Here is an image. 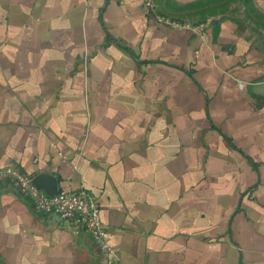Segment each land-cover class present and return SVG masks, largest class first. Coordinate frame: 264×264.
I'll list each match as a JSON object with an SVG mask.
<instances>
[{
    "label": "crops",
    "instance_id": "crops-1",
    "mask_svg": "<svg viewBox=\"0 0 264 264\" xmlns=\"http://www.w3.org/2000/svg\"><path fill=\"white\" fill-rule=\"evenodd\" d=\"M208 2L0 0V169L93 195L117 259L0 183V264H264V28Z\"/></svg>",
    "mask_w": 264,
    "mask_h": 264
},
{
    "label": "built area",
    "instance_id": "built-area-1",
    "mask_svg": "<svg viewBox=\"0 0 264 264\" xmlns=\"http://www.w3.org/2000/svg\"><path fill=\"white\" fill-rule=\"evenodd\" d=\"M142 3L158 23L175 29L186 27L158 14L157 0H142ZM0 183L14 184L20 194L27 198L35 213L58 217L61 221L71 223L77 232L88 233L100 253L107 256L111 262L117 260L108 243L107 228L101 219L100 206L96 198L86 190L59 192L51 197L35 186L34 177L12 167L0 169Z\"/></svg>",
    "mask_w": 264,
    "mask_h": 264
},
{
    "label": "rangeland",
    "instance_id": "rangeland-1",
    "mask_svg": "<svg viewBox=\"0 0 264 264\" xmlns=\"http://www.w3.org/2000/svg\"><path fill=\"white\" fill-rule=\"evenodd\" d=\"M191 12L179 14L192 20H206L238 15L264 28V14L257 11L251 0H209L204 5L191 8Z\"/></svg>",
    "mask_w": 264,
    "mask_h": 264
},
{
    "label": "water",
    "instance_id": "water-1",
    "mask_svg": "<svg viewBox=\"0 0 264 264\" xmlns=\"http://www.w3.org/2000/svg\"><path fill=\"white\" fill-rule=\"evenodd\" d=\"M41 177L40 178H36L34 179V184L35 186L40 189V190H44L49 196L53 197V196H56L57 194H59V189H48V188H45L43 189L41 186H40V182H41Z\"/></svg>",
    "mask_w": 264,
    "mask_h": 264
}]
</instances>
